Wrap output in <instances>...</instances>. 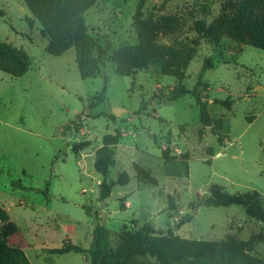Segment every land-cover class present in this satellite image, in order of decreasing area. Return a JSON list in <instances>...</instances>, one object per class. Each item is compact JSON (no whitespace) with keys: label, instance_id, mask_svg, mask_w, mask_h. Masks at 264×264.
Segmentation results:
<instances>
[{"label":"rangeland","instance_id":"obj_1","mask_svg":"<svg viewBox=\"0 0 264 264\" xmlns=\"http://www.w3.org/2000/svg\"><path fill=\"white\" fill-rule=\"evenodd\" d=\"M140 1L97 0L86 15L88 32L109 50L135 44L134 15ZM209 1L144 0L145 17L174 14L181 19L179 33L160 35L161 42L177 37L196 50L180 81L164 74L161 66L119 76L109 51L99 76L84 79L75 48L61 56L50 54L49 40L24 1L0 0V42L32 60L22 77L0 71V208L9 217L0 231L8 234V246L19 248L30 264H90L85 254L50 250L68 240L89 248L97 223L109 229L113 247L124 226L139 229L145 224L193 240L255 236L258 241L250 254L264 260L262 221L250 218L241 206L203 203L217 185L230 194L256 190L264 205V51L227 37L215 45L199 34L194 23L204 18L203 5L212 12L205 17L207 25L223 12L221 0ZM207 58L213 67L199 90L208 100L210 115L223 120V141L211 127L200 139V111L193 96L157 98L179 83L193 89ZM105 78L104 101L97 105ZM216 99H229L231 107ZM115 108L127 111L114 115ZM116 133L122 137L108 180L126 171L131 181L115 186L101 201L96 150L104 135ZM84 142L90 145L75 152L74 145ZM164 149L178 155L188 152L190 159L166 161ZM135 163L149 170L158 185L139 184ZM170 200L175 210L169 209ZM183 218L189 220L182 224ZM138 264L160 263L144 257Z\"/></svg>","mask_w":264,"mask_h":264},{"label":"trees","instance_id":"obj_2","mask_svg":"<svg viewBox=\"0 0 264 264\" xmlns=\"http://www.w3.org/2000/svg\"><path fill=\"white\" fill-rule=\"evenodd\" d=\"M34 17L42 26V35L49 40L47 51L54 56H61L71 48H75L80 76L84 79L96 78L101 73V63L107 51L116 65L119 76H133L137 70L151 66H161L164 74L174 76L180 81L184 78L185 68L192 61L196 50L193 45L177 37L165 43L159 40L160 35H176L182 27L180 17L165 14L158 19L147 18L144 15V0L138 3L134 15V27L138 35L135 44H123L117 49L105 47L101 38L92 36L86 26V15L97 0H23ZM216 0H210L214 2ZM223 12L210 24H206V16L212 14L209 5H203L204 18L195 21L194 28L199 34L205 35L209 42L218 45L222 38L227 37L239 45H247L264 51V0H221ZM29 55L6 42H0V71L13 78L24 76L31 68ZM213 67L212 59L204 60L198 74V80L193 89L182 84L176 85L166 93L157 95L159 99L175 101L186 95L196 99L200 111L202 128L200 139L206 128L211 127L219 140L223 141V120L213 118L208 111V100L203 99L199 90L204 85L203 80L207 70ZM108 81L99 93V104L104 101ZM226 108L231 107L229 99L214 101ZM96 106V105H95ZM111 119H115L113 114ZM81 124H79V127ZM78 129V128H77ZM121 134H106L103 144L96 150L94 167L101 174L99 183V199H108L115 186L127 185L131 181L126 171L118 173L115 180H108V175L116 162V146L120 143ZM90 143L75 144L74 150L88 147ZM212 149L209 154L213 155ZM162 159L166 161H188L190 154H172L170 149H164ZM208 163H211L209 160ZM136 178L139 184L157 186L158 182L151 172L139 164H134ZM207 206L220 207L237 205L246 209L250 218L264 223V205L258 191L252 193L230 194L215 185L211 196L203 202ZM169 209L175 210L176 204L169 201ZM123 210V209H122ZM7 213L0 208L1 222H7ZM189 219L183 218L182 224ZM120 242L112 246L109 229L97 223L93 229L92 242L88 249L75 245L69 240L60 248L50 250L53 254L70 252L82 253L90 264H138L144 257L155 258L160 264H264V260L250 253L257 243V238L251 236L248 240H240L236 235H229L219 241H204L186 239L180 236L164 234L156 231L149 224L139 229H128L124 226L120 233ZM8 234L0 231V264H30L19 248L9 247Z\"/></svg>","mask_w":264,"mask_h":264},{"label":"water","instance_id":"obj_3","mask_svg":"<svg viewBox=\"0 0 264 264\" xmlns=\"http://www.w3.org/2000/svg\"><path fill=\"white\" fill-rule=\"evenodd\" d=\"M123 111H127V110L122 109V108H115L114 111H113V113H114V115H119Z\"/></svg>","mask_w":264,"mask_h":264},{"label":"crops","instance_id":"obj_4","mask_svg":"<svg viewBox=\"0 0 264 264\" xmlns=\"http://www.w3.org/2000/svg\"><path fill=\"white\" fill-rule=\"evenodd\" d=\"M200 1H203V2H204V1H206V0H200ZM242 49H243V46H242L241 50H242ZM128 203H129V206L131 207V203H130V202H128ZM130 207H129V208H130ZM71 242H72V240H71ZM72 243H73V242H72ZM73 244H74V243H73ZM21 248L26 252L25 247L22 246ZM83 248H85V247H83ZM86 249H88V248L86 247ZM26 254H27V252H26ZM27 255H28V254H27Z\"/></svg>","mask_w":264,"mask_h":264}]
</instances>
